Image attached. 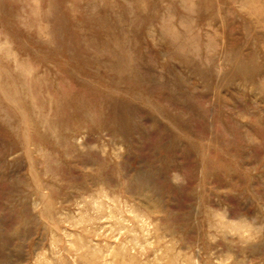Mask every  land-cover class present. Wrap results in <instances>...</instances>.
<instances>
[{
  "label": "rangeland",
  "instance_id": "rangeland-1",
  "mask_svg": "<svg viewBox=\"0 0 264 264\" xmlns=\"http://www.w3.org/2000/svg\"><path fill=\"white\" fill-rule=\"evenodd\" d=\"M0 264H264V0H0Z\"/></svg>",
  "mask_w": 264,
  "mask_h": 264
}]
</instances>
